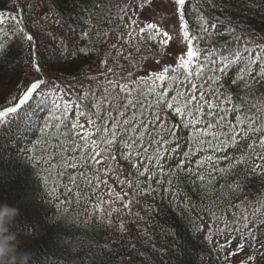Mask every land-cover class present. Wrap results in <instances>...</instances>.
Listing matches in <instances>:
<instances>
[{
  "label": "snow or ice",
  "instance_id": "6c2138e0",
  "mask_svg": "<svg viewBox=\"0 0 264 264\" xmlns=\"http://www.w3.org/2000/svg\"><path fill=\"white\" fill-rule=\"evenodd\" d=\"M147 3L146 7L144 0H133L128 7H119L116 23L123 21V36L132 39L138 32L136 39L151 42L154 60L135 65V71L126 66L119 73L107 66L108 60H102L103 79L86 76L91 83L85 88L77 75L64 88L63 79L54 75L51 62L42 55L47 50L45 37L57 39L55 30L40 23L25 25L24 13L67 27L73 34L80 30V40L88 41L84 46L59 41V59L64 63L55 71L72 74L95 51L97 42H107L109 33L102 19L106 11L109 17L112 13L105 0H73L77 14L68 16L75 25L64 19L65 0H0V31L7 21L12 23L11 36L4 32L12 42L0 43V65L16 64L21 51L27 49L17 95L9 100L8 94L0 92L11 105L0 110V158H7L8 149L19 151L22 144L31 143L25 137L36 124L32 102L36 108L45 106L47 117L39 127L40 136L32 148L24 149L33 169L30 175L35 177L39 170L37 183H43L46 195L59 205L70 206L73 198L77 205L85 201L84 219L79 223L93 232L85 252L90 253L91 264H151L152 235L147 227H141L149 221L132 208L141 203V197L157 190L154 184L163 187L166 183L164 191L172 192L173 177L178 179L183 172L208 188L215 183L214 173L223 177L250 162L256 171L261 168L256 161L264 162V107L254 99L257 85L264 91V28L258 33L252 21L235 18L241 0H206L223 18L198 14L195 32L187 18L190 0ZM216 32L229 39L202 48L201 42ZM111 47L116 48L115 41ZM233 68L235 74L229 76ZM225 161L226 166L220 167ZM109 180L120 187L119 193L109 186ZM101 187L107 199L101 198ZM125 187L131 191L125 192ZM229 187L236 190L239 185ZM93 190L95 202L88 196ZM10 198L0 194V201ZM11 199L18 209L24 203L22 198ZM116 204L119 207L113 206ZM150 211L148 206L146 213ZM241 219L243 231L235 224L223 223L220 250L233 244L244 250L254 224L247 222L243 212L239 218L232 217L237 222ZM30 227L34 232L33 220L19 213L10 230L17 234L19 249L35 255L30 247ZM193 231L202 229L194 224ZM209 241L215 243L211 233ZM236 254L226 251V256Z\"/></svg>",
  "mask_w": 264,
  "mask_h": 264
},
{
  "label": "trees",
  "instance_id": "16d2710c",
  "mask_svg": "<svg viewBox=\"0 0 264 264\" xmlns=\"http://www.w3.org/2000/svg\"><path fill=\"white\" fill-rule=\"evenodd\" d=\"M131 3H133V0H127V2L126 0H105V4L112 13L109 17L106 11L102 19V22L107 25L105 31L109 33L106 38L107 42L104 44L97 42L95 51L85 57L80 67L75 69L72 74L67 71L63 73L55 71L58 65L64 63L59 59L61 56L59 41L64 39L69 44L77 42L80 46H84L88 41L80 40V30L77 29L76 33L73 34L67 30V27L61 28L56 24H52L51 21H39L35 14L30 15L28 11L24 13V23L28 26H35L40 23L45 29L55 30L57 39L51 40L45 37L47 50L42 55L51 62L50 67L54 75L63 79L62 87L67 88L68 84L73 82L75 77L79 75V78L84 82V87L87 88L91 81L86 79V76H99L103 79L105 65L101 63L102 60H108L107 66L114 68L119 73L126 66H131L133 70L134 60L144 61L148 54L156 55L152 44L150 45L151 42L130 39L123 36V32L119 33L118 30L113 29L123 22L119 21L118 24H114L117 21L119 7H128ZM72 5L73 0H65L62 7L65 9L64 19L67 20L68 24L75 25V21L68 16V13H71L72 16L77 14ZM188 7L187 18L192 25L193 32L196 31L195 25L198 14L204 15L206 18L217 16L223 18L221 13L210 8L206 0H190ZM239 7L240 11L233 13L235 18L238 20L246 18V22L252 21L256 26L255 31L259 33L264 28V0H241ZM49 24H51V28H48ZM218 27L222 28L224 26ZM11 29L12 23L3 27V30L0 31V43L8 44L12 42L9 37L4 35V32L7 31L11 36ZM33 30H35L34 27ZM213 31L215 32V30ZM122 36L124 43H121ZM12 39L16 40L18 38L12 37ZM227 39H229L227 35L216 32L207 41H202L201 47L207 49L209 44L213 42L215 45H222ZM113 41L116 43L115 49L111 47ZM137 47L141 49L139 52L135 51ZM26 51L27 49L21 51L20 59L16 64L0 65V92L8 94L9 100L12 96L17 95L15 89L23 83L22 70L26 66L22 62ZM117 52L121 55L117 56ZM107 54L108 56H106ZM98 66L99 71H97ZM234 74L235 68L230 70L229 76ZM112 78L115 79V77ZM56 82L61 83L60 80ZM92 87L95 88V84ZM256 87L254 99L258 106L264 107V91L260 90L259 85ZM32 104L36 124L31 127L25 137V141H31V143L22 144L19 151L8 149L10 154L7 155V158H0V185H2L0 194L11 198H22L24 203L21 204L19 213L22 216L27 215L29 219L33 220L35 229L33 232V228H28V233L32 234L30 247L35 250V255L21 248L14 254L17 264H20V259L25 254L29 257L28 264H91L90 253L85 255V252L93 232L89 226L79 223L84 219L85 201L82 199L80 205H77L73 198V203L70 206L59 205L55 199L46 195L43 183H37L39 170H35V177L30 175L33 169L30 167L29 153L24 149L25 147L32 148L35 144L36 139L40 136L39 127L42 126L43 119L47 117L45 106L36 108L35 101ZM6 106L11 105L3 99V96H0V110ZM232 151L230 149L229 153L231 154ZM256 162L261 164V168L256 169V171L252 170L250 162L247 165L237 166L236 169L226 173L223 177L218 173H214L215 183L208 188L201 187V182L196 177L187 176L183 172L179 174L178 179L173 177L172 192L164 191L168 187L166 183L163 187H157L154 184L153 187H156L157 190L151 196L141 197V203L134 204L132 208L133 212H139L141 216H145V219L149 221V225L142 224L141 227H147L152 235L150 243L154 247L150 249L149 254L154 259L151 264H230L233 255L226 256V251L230 253L236 252L238 249L233 244L227 246L224 251L220 250L218 245L223 242V236L219 234V230L222 228L223 223L227 221L230 226L235 224L243 231L242 219L239 222L233 221V215L238 218L241 212L246 215L248 213L246 205L264 199V170H262L264 169V162ZM121 163L123 164V162ZM226 164V161L222 162L220 167H225ZM124 167L127 166L124 165ZM193 167H195V164H193ZM108 183L113 185L112 180H109ZM230 185H239V188L233 190L229 187ZM117 187L119 193L120 187ZM124 191L130 192L131 190L125 187ZM94 192L95 190L88 193L93 202L97 200ZM173 193L177 194L174 196ZM11 198L0 201V208L15 206L16 201ZM128 198L125 197V199ZM60 199L65 198L61 196ZM148 206H151L150 213H146ZM88 207L91 210V206L88 205ZM15 219L6 225L8 228L6 235L14 234L17 237V234L10 230ZM217 219L220 223H216ZM90 224L91 219H89ZM194 224L198 225L202 231L199 233L193 231ZM260 225L262 224L253 225L252 236L246 242L245 249L250 245L255 247L256 240H258V244H264V227H260ZM209 233L212 234V240L215 243L209 241ZM233 235L238 234L233 233Z\"/></svg>",
  "mask_w": 264,
  "mask_h": 264
},
{
  "label": "rangeland",
  "instance_id": "374dc122",
  "mask_svg": "<svg viewBox=\"0 0 264 264\" xmlns=\"http://www.w3.org/2000/svg\"><path fill=\"white\" fill-rule=\"evenodd\" d=\"M137 3L140 2V0H136ZM161 0H152V3L154 4H158L160 3ZM144 3H145V6L147 7L148 6V3H147V0H144ZM15 14V13H14ZM157 20H159V15L156 17ZM11 23V21H7L3 26H7ZM112 24V22H111ZM114 24H118V23H114ZM112 24V25H114ZM111 25V26H112ZM113 29H116L118 30L119 33H122L123 32V22L122 24H118L117 27H114ZM139 36V33L138 32H134L133 33V39L136 40L135 37H138ZM173 39L175 40L176 38L173 37ZM152 43H150L151 45ZM108 56V54L106 55ZM156 57V55L152 54V55H147L145 60L143 61H136L134 60L133 61V70H135V65L137 64H145V63H148V62H151L154 60V58ZM110 187H115V190L116 192L118 193L119 189L116 185H111L109 184ZM101 192V198L103 199H107V192L106 190L101 187L100 190ZM115 207H119L118 204L116 205H113ZM247 208H246V211L248 212L246 215L248 217V223H252V224H263L264 223V199L261 200L260 202H257V203H254V204H248L246 205ZM105 208H107V205H105ZM258 240L255 241V247H252L251 245L248 247V248H244L243 251H236V255L232 256L231 257V261H230V264H241V262L243 261L244 264H264V244L261 245V244H258ZM245 246L246 243H245Z\"/></svg>",
  "mask_w": 264,
  "mask_h": 264
},
{
  "label": "clouds",
  "instance_id": "9594fccd",
  "mask_svg": "<svg viewBox=\"0 0 264 264\" xmlns=\"http://www.w3.org/2000/svg\"><path fill=\"white\" fill-rule=\"evenodd\" d=\"M19 215V209L15 206L0 208V264H17L15 253L20 248L17 237L6 235L8 232L7 224L11 223ZM27 254L22 256L20 264H28Z\"/></svg>",
  "mask_w": 264,
  "mask_h": 264
}]
</instances>
